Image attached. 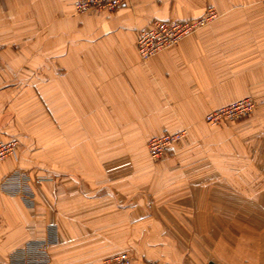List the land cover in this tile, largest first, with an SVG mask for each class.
Returning a JSON list of instances; mask_svg holds the SVG:
<instances>
[{
    "label": "crops",
    "instance_id": "obj_1",
    "mask_svg": "<svg viewBox=\"0 0 264 264\" xmlns=\"http://www.w3.org/2000/svg\"><path fill=\"white\" fill-rule=\"evenodd\" d=\"M74 1L0 0V142L15 137L4 129L14 114V100L23 88L27 93L35 88L46 110L44 119L49 107L62 130L63 123L71 122L76 170L57 185H37L33 206L0 188V264L22 263L18 253L29 242L45 240L53 242L46 264H104L124 252L134 264H264V229L248 232L245 227L235 237L228 226L248 220L242 180L235 186V205L229 202L227 184L205 190L194 179V188L188 186L186 193L154 183V196L178 198L168 200L172 206L152 209L145 189L133 196L122 183L124 189L116 191L110 187L114 176L98 175L113 165L99 162L107 153L136 149V142L146 144L164 132L193 130L201 114L232 101L223 100L215 78L205 72L207 52L218 62L219 49L234 41L237 49L228 53L257 52L253 68L244 69L264 76V31H259L264 28V2L133 0L113 12L79 14ZM209 8L220 13L218 23L148 62L140 61L138 35L153 21H190ZM244 45H249L248 53ZM57 132L64 139L58 127ZM129 160L126 155L122 163ZM22 166L12 158L0 161V183ZM252 198L262 204L260 193ZM180 200L183 205H176ZM170 209L174 219L166 217ZM184 210H189L188 219ZM261 216V210L255 211L256 221ZM197 225L206 227V248L200 244L202 235L196 236ZM184 242L192 243L184 248Z\"/></svg>",
    "mask_w": 264,
    "mask_h": 264
},
{
    "label": "rangeland",
    "instance_id": "obj_2",
    "mask_svg": "<svg viewBox=\"0 0 264 264\" xmlns=\"http://www.w3.org/2000/svg\"><path fill=\"white\" fill-rule=\"evenodd\" d=\"M262 1L264 2V0ZM215 11L217 13L216 19L207 20L204 25L193 27L190 33L183 36L175 45L162 49V51L151 55L145 61L141 60L136 46L140 61L148 62L152 57L160 55L166 50L176 48L180 42L190 38V36H197L204 27L218 23L221 15L217 10ZM259 31H264V28ZM239 32L242 33V31ZM233 42L229 41L227 47L224 46L219 49L218 56H216L218 62L214 61L213 56L215 55L208 56L210 52H207V57L204 58L207 61L204 67L205 72L215 78L216 86L222 90L223 100L229 99L232 101L213 107L206 113L201 114L196 128L193 130L185 129L174 133L181 136L158 159H152L149 154L147 148L149 140L146 144L145 142H136V149L107 153L109 154L108 157L99 162L103 164L110 162L113 165L108 169H101L98 175L114 176L116 178L115 182L110 184V187L114 188L115 186L116 191L124 189L122 183H125V189L133 191V196H140L137 190L145 189L148 191L147 196L152 209L159 208L162 204L171 205L168 200L172 197L178 198V194L169 195L167 193L166 195L154 196L151 191L154 183L161 184V186L169 184L172 190H181L186 193L188 192V186L194 188L191 183L194 179L197 181V186L200 185L205 190L211 188L215 191L218 185L219 188L223 189L226 188L224 185L227 184L229 202H233L232 204L235 205L238 199L235 186L237 182L242 180L244 188H246L245 198L247 204L245 213L248 220L246 223L238 220L230 223L231 225L228 223V226H232L233 231H235L234 236L237 237L238 233L236 232L244 230L245 227L248 232L251 230L256 231L259 228L264 229V76L261 77L258 72H254L255 70L249 71L250 68H253L252 64L255 60L253 58L258 56L257 52L248 53L249 45H244L243 48L248 49V54L228 53V51L233 52L237 49V45H233ZM227 57L234 60L228 61ZM246 66L250 68L245 70ZM23 89L14 100L15 110L13 116L9 119L10 121H8L10 124L7 123L4 126V129L9 128V132H13L15 137L3 141L17 142L13 153L9 154L3 161L12 158L23 166L7 173V176L0 183V188L6 195L19 196L27 206H33L37 185L40 186L47 182L56 184L60 180L74 177L76 172L75 155L74 150H72L73 138L70 135L71 122L63 123L62 130L52 118L49 107L46 108L47 119H44L42 113L46 110L42 106L43 100L39 97L36 89H32L33 91L30 89L32 91L30 93L26 92L27 89ZM32 99H35L34 104L31 102ZM44 120L48 122L46 125L42 123ZM43 125L49 128L42 130ZM57 127L58 131H63L65 134L64 139H59L56 136L58 133ZM45 131L50 132L45 134ZM184 134L186 135L183 137ZM161 147L164 149L163 146ZM126 155L129 156L130 160L122 163ZM215 173L220 176L215 175ZM217 179L222 180V185L216 182ZM102 186L104 185L100 186L101 192H105L106 188ZM26 191L29 194L28 196L25 194ZM254 192L260 193L261 205L252 203ZM142 197L143 200L146 199V196ZM239 199H241L240 194ZM184 202L185 200L177 201L176 205H183ZM229 209L231 214H234L232 212L233 207H229ZM170 210L172 211H167V213L171 216L166 217L174 219V211L173 209ZM257 210H261L262 220H255L254 213ZM199 211L204 217L205 207ZM152 213L157 214L155 210ZM182 213L188 219L189 210H184ZM195 230L198 231H196V236L202 235L201 238L199 237L200 244L206 248L207 240H204L207 235L205 225H197ZM196 236L194 235V237ZM235 241L237 240L228 239V242H233V244ZM191 243L184 242V248L187 244L191 246ZM21 262L19 264H24L25 261ZM149 263L157 264L154 261ZM26 264L35 263L33 260L28 259Z\"/></svg>",
    "mask_w": 264,
    "mask_h": 264
},
{
    "label": "built area",
    "instance_id": "obj_3",
    "mask_svg": "<svg viewBox=\"0 0 264 264\" xmlns=\"http://www.w3.org/2000/svg\"><path fill=\"white\" fill-rule=\"evenodd\" d=\"M133 0H75L74 8L79 14L88 13L90 10L109 11L117 10L121 4H131ZM216 11L214 8H209L203 16L190 21L179 20H155L147 29L139 32L137 39V47L141 60L145 61L151 55L162 51V49L170 48L175 45L183 36L190 33V30L198 25H204L208 20L216 19ZM181 136L180 134L164 133L161 136L151 137L148 142L149 154L152 159L156 160L161 157L165 151L171 148L172 143H175ZM16 141L0 142V161L5 160L9 154H12ZM163 146L164 149L161 147ZM26 190V189H25ZM28 196V192L26 191ZM50 240L29 242L23 251L18 253L19 260L28 262V259L34 261L35 264H46L48 260V250L51 247ZM43 262V263H42ZM104 264H134L129 253L112 256L107 259Z\"/></svg>",
    "mask_w": 264,
    "mask_h": 264
},
{
    "label": "bare ground",
    "instance_id": "obj_4",
    "mask_svg": "<svg viewBox=\"0 0 264 264\" xmlns=\"http://www.w3.org/2000/svg\"><path fill=\"white\" fill-rule=\"evenodd\" d=\"M186 134L183 135V137L185 136ZM3 161V160H2Z\"/></svg>",
    "mask_w": 264,
    "mask_h": 264
}]
</instances>
